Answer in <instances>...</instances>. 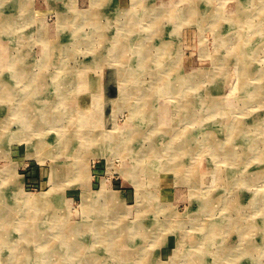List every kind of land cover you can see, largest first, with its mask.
Masks as SVG:
<instances>
[{
	"label": "rangeland",
	"instance_id": "374dc122",
	"mask_svg": "<svg viewBox=\"0 0 264 264\" xmlns=\"http://www.w3.org/2000/svg\"><path fill=\"white\" fill-rule=\"evenodd\" d=\"M4 1H6L7 4L5 6L2 4V8H0V14H7L8 12H11L13 14H17L18 16L22 15L23 17L20 16L21 19L18 18L16 23L13 24L12 26L13 34L9 33V31L11 32V30L9 29L0 28V51H5L6 57L9 60L11 57V60L17 61V64L20 65L18 68L22 69V67H28L27 68L29 69L28 72L32 74H30L29 76L24 73V75L26 76L25 78L24 77L19 78L21 82L19 84L18 81L15 79V77L11 75L12 72L8 70L7 66H5L6 67L5 70L9 72H6L5 70L2 72L0 71V80L1 78H5V80H7L9 84L13 85V87L15 88L14 91H17L16 92L17 94H15V96L18 95L16 99L18 97L21 98V96L24 95L25 100H23V102L21 103V106H23L24 103H26L27 105H30L29 110L32 111L34 118L36 117L35 115H37V117L41 115V112L45 110V107L47 104L49 105L52 104L50 108L54 110L55 115L59 118L57 120V123L54 124L52 128L51 126L49 127V129L44 128V130H42V134L39 132H35V131L31 132L27 129H24V125L22 126L21 123L15 122L14 120H10L11 123L10 122L7 123L6 116L8 115V112L6 111V107L9 106L11 103H12L11 104L12 106L17 105V104L15 101L13 102V99H11V101L10 100L8 101L6 99L4 100V102L0 101V108H1L0 110V129H2L0 130L1 131L0 132V171H3V170L6 171L7 169L11 168V169H14L13 175H15V176L12 175V177L10 175L2 176L0 172V178H1L0 179V185H1L0 186V194H1L0 196H3V195H4L3 197L7 196L10 202H12V205H10L12 208L11 210L15 212L23 213V214L26 212L27 215L30 213V216L31 214L38 213V210L39 212L44 211L41 209H33V210L30 209L26 211L22 210L21 209L22 205L19 202V197L20 196L25 197V195H32V194L36 196L43 195V194H49V195L51 194V197L49 198L53 201V203H51L50 206H48L49 209L47 210L49 212H52V215L48 217V219H46L47 218L46 216L45 221L42 222L43 225H42V228H40L41 231L38 229V232H43L46 230V228L48 229L49 233L48 231H45L47 232L48 235H43L41 238L44 239V241H49V240L56 239V237H62L63 230L65 229V227L68 228L69 226H73L74 224L73 227L79 228L80 224L86 222L85 214L86 212L91 210L90 208L91 202L88 201L87 194L94 195L102 190L115 193V195L117 194V196L115 197L116 201L115 202L113 201L112 205L111 204L108 205L109 209H111L112 211V214H114L115 216L114 217L112 216L111 218H106L103 220V225L105 227L103 226L104 228L102 227V230L105 229L104 231H107L108 229H116L114 231H117L120 229L122 230V228H124L123 226H126L124 229L133 228L134 226L135 227L138 226V224H135V223H137V220L138 218H140V216L143 217L142 215L145 214L146 203L154 202L158 210L155 209L153 216H150L148 214L146 215H147V218L148 217L156 218V220L154 219V221L156 222L157 228H158L157 223H159V228L158 229L156 228L157 230H155L156 233H153L151 240L150 238L149 240L148 239L144 240L143 244L145 245V247L141 248L144 245H140V240H138V237H137L138 231L137 230H135V232L133 231V233L135 234L133 235L132 230L130 229L127 231L126 234L130 235L131 238L128 237L129 239L127 238L128 240L126 239L127 241L125 243L124 242L122 243L121 245L122 248L125 251L132 252V253H135L137 249L141 248L142 250L141 249L140 250L143 251L142 255L144 254V257L141 255H138V257L136 256V258H142V259L145 258V260H149L150 258V260L148 261L149 264L157 263L158 260H160L159 262L161 264H181V263L186 264L185 260H181L179 263L173 262V260H175L174 255L176 254L174 252L181 249L180 242L182 239H181V236L179 237V234H177V231H174V229L172 228L169 229V226H171L172 224L175 226L176 221L177 222L178 221L188 222L187 220L189 216L188 215L189 211L191 209L193 211L196 207H198V204H199L198 201H195L197 200V196L191 194L193 193V191L196 192L197 191L196 189L201 190L202 191L201 194L204 193L203 196H205L206 194H209L210 192L211 193H221L223 197L227 198V202L225 204L221 203L224 206L219 205L220 207L216 208V211L214 212V214L215 215L218 214L217 217L219 216L222 217L227 212L226 208H228V206H230L231 204L236 203L235 204L236 206L238 205L239 207H241L243 210L242 213L243 212L246 213L245 215L247 216L245 220L246 219L253 220L257 223V226H258L257 230L254 231V233L252 234V237L251 238L248 237V239L251 240L250 242L251 244L252 243L257 244L260 248V249L258 248L256 249V250H259L258 252L255 251L257 252V255H256L257 260L260 259L261 261H264V200L255 202L256 196H260L261 194L264 195V176L261 175V174H264V162L259 163V160L258 159H257L258 161L256 160V158L262 153L257 154L258 152H256L255 155H253L254 153L253 154L247 153L248 154V157L246 158L247 160L239 161V156L237 157L234 156L233 158H236L234 160L230 159L229 161V160H223L222 158L221 160L215 161L212 158V154L209 153L211 152V148L208 142L206 144L208 148L207 149L204 148L205 155H203L202 153L201 155L199 153V152H203V150H200V149H199L200 151L199 150L198 151L193 150L192 152L187 151V155H185L184 157L188 159L187 161H189L188 167H187L188 175L190 176L192 174H195L200 177L199 178L200 183L197 184L196 187H194L192 184H191L192 186L190 184L188 185L185 184V186H182L183 184H181L180 186V183L179 182L176 183V181L174 180L173 174L169 172H164L161 176L157 175V177L151 178L149 173L146 174V172H148L147 168L149 167L150 162H151V160H148V159L143 165L144 172L141 176L142 177L141 183H142V186L144 187L143 188L144 193L143 191L140 193V190L138 189L139 183H136L137 181H135V178L131 177L132 176L131 174L133 173V171H136L135 166L137 162L135 161V158H137L136 156L138 155L139 153L138 151L140 150V148L144 147V149L147 148L148 150L152 146L157 145L158 142H160L158 146L167 147L169 145V141L167 137H165V135L162 132L155 134V135L152 134V136H150V134L152 133L150 132V130L151 128L154 127L152 123H150L151 122L150 115L157 113L156 111L159 108H160L159 110H161L164 106H167V107L169 106L170 108L172 107L171 106L172 104L169 102L172 99H169L167 96L164 97V95H162L158 91V88L162 86L160 85L161 83L167 82V79H171V78L174 79L173 77H176L179 75L185 76L191 73L200 74L201 72H202L201 74L203 73L207 74L208 72V73H213L212 78L216 76L214 77V80L212 78L208 80H204L203 81L204 83L203 82L201 83L202 86L201 85H200L201 87L198 86L199 88H201L202 94H204L205 96L207 95V99L210 98L208 96L210 95L211 97L215 98L218 103L222 104L223 102V106H225L223 107L224 109L222 110L217 109V110H212L210 113H204L205 116L203 115V117L204 119L205 118L207 119L205 126H203L204 135L212 132L214 137L216 138L214 139L215 141L220 140L219 142H226L227 144L231 143L232 138L227 139L226 136L228 134L227 131H230L231 124L229 122H231L232 119L236 118L235 119L236 121L238 122L240 121L239 122L240 125L243 124L245 126H248L249 128V131L247 134L248 137L251 138L252 141H258V142L260 141L261 143L259 145L261 147H264V128H263L264 127V100H263L264 98H260V99L254 98V99H251L250 101L248 98L247 100L243 98L245 102L243 103L241 102L242 101L241 97L237 98L240 92L238 88L235 87L236 81L238 77H240V75L239 76L237 75V74H240V71L239 73L236 71L238 69V65L236 64L238 58H235V54H240L242 58L244 57L243 60H248L250 62V63H247V62L244 63V61H242V64H241L242 72L246 68L243 66L247 65L248 67V65L250 64V67L252 69L255 68L254 70L256 71L259 70L260 73H262V76L264 77L263 75L264 74V32H263L264 30H261V28H259L261 27V25L258 24V22H260L258 21L259 17H262L263 15L262 13L264 9L262 8L264 4L260 8L262 10L258 11L259 7L254 9V7H252L253 3L251 2V0H190L191 4L189 0H169L170 2L169 4L172 6V7L170 6V9H172L173 11H178V10L184 11L185 12L184 16L186 17H184V19H175V18H168L165 16V18L162 19L161 21V26H160L161 29L159 28L158 30L157 29L155 30L154 28L153 35L151 34L152 31L151 32L149 31L151 29L150 27H148L147 29L148 31L147 30L142 31L141 36H143L142 39L144 40V42L145 41L147 42L148 39H150L148 45L145 48L148 49V47L150 48V46H152L151 50L155 54L156 47L159 46L161 49L160 58L162 59V61H163V58H165L166 56L169 57V59L167 63L163 62V64L162 63L161 64H158V63L148 64L149 66L150 65L151 66L149 68V71L147 72L145 70H140L141 72L139 70L137 71L141 77L145 76L144 73L148 75L144 79L145 81L142 82L143 79L140 80L141 83H144V84L146 83L147 85L143 86L144 88L142 87L143 89L145 88L146 89L143 92V94L142 93L139 94L140 97L137 94H135L133 96L131 95L132 98L130 99V98H127L126 96H124L123 98L119 97L120 91L122 92L121 87L114 86L113 89H107L106 84H110L109 79L113 76L112 75L113 72L114 73H118V72L115 70L113 72L108 70V68L110 67L108 63L110 62L111 58L108 60V57H107L101 60L100 56H97L96 55L97 53H95V52H99V50H101L102 48L100 46L102 42H99L98 38L95 36L97 34L96 32L97 30L94 29V26L86 25V23H85L86 26L79 27V25H76L73 22V17L76 14H77L76 17H78V15L81 14V11H87V12L90 11L94 5V2H96V0H28V1L20 0V2L22 3L20 6H18L17 9L15 6L14 0H0V3ZM97 1H100V0H97ZM101 1H105L107 3L106 6H104V8L102 9V13L100 14L101 15L100 19L102 20V24L108 26L109 24H111L109 23V21H111L113 24L111 28L106 29L107 32L109 31L110 33L109 41H111L113 37L112 35H115L116 33L115 29L117 28L115 26L119 24V23L116 24L113 22V20L115 19L114 16L116 17L120 15L119 17H121L122 14L125 13L127 9L132 8L133 0H126L125 6H121V7L111 4L116 0H101ZM10 2L14 3L13 6H12V3ZM139 8L140 7L138 5L136 9L139 10ZM190 8H193V12L188 13L187 11L190 10ZM217 8H223V9L222 11L218 13L216 11ZM115 9L118 10V13L117 14L111 13V12H114ZM95 11H96L95 8L91 10V13H89L91 14L89 18H91L92 16L93 18L96 17V15L94 14L96 13ZM97 11L99 10L97 9ZM234 12L236 14L235 16L236 18H233V17L229 18L228 16H226L227 14L231 15ZM256 12H259L260 14V15L258 14L259 17L258 15L256 16L254 15ZM238 13H242V14L251 13V15L249 14L250 15L249 17H251L250 19L254 21L253 24H255L254 27L256 29L253 27L252 31L246 30V31H241L240 34L238 33L239 38L244 36L246 38H249L250 40L244 41V43H239V45L243 44L244 48H241V49L239 48V50L237 51L236 45H237L238 39H236V35H235V38L232 37L231 40H228L227 42L225 41L226 39L224 38V36L228 37L230 35V33H228L230 29L233 28V30H236V29L238 30L239 28H241L239 27L240 24L243 25V22L239 21L241 20V18H240V15H238ZM64 16H67V17L70 16L69 17L70 20L68 21L65 20L66 22L61 20V18L62 17L64 18ZM226 17H228V19ZM263 18L264 17H262V20H264ZM232 19L234 21H231ZM220 21L223 23L221 24ZM71 22H73V24ZM231 25L233 26L231 27ZM0 27L2 26L0 25ZM247 27H248L247 25H244L242 29H247ZM225 32H226V35H223L225 34ZM39 33H42V34L38 38ZM80 35L87 36L90 39L91 45L89 46L88 44V46L84 47L83 39H82L84 37L83 36L81 37ZM232 35L234 36L233 32L231 36ZM95 37L97 39L95 40L96 42L94 41ZM39 43L44 44L45 47H50L51 48L50 54L52 53L53 50L56 52H59V51L62 52L61 50H63L64 48L61 49V46L66 45V44L70 45V47L66 46L64 51H66L65 53H71L70 55L71 58L66 57L65 59L62 56L60 57V54H58L57 58L54 57L55 60L49 61L50 67L42 68L43 70L42 72L45 74H48V78L45 79L46 81L44 82L50 81V84H52L49 86L50 89L52 90H49V91H48V86H44L40 88H37L36 86L27 87L26 84L24 83L26 81H30V80H34L38 78V76H34L35 74L33 75V73H40L39 69L37 68V64L41 61L42 58L36 59V60L34 59L40 47V46L36 47V45ZM106 44L108 43L105 42V45ZM68 48L70 51L69 50L67 51ZM162 48H164V51H165L164 56L162 53ZM241 52H243V54H241ZM132 55L133 53L130 52L129 58L134 56ZM222 57H223L222 62L219 64V60H221ZM58 61H63V63L66 65L65 66L66 68L60 69L58 67L59 69L58 68L56 69L55 65L51 64L52 62H58ZM224 61H226V63ZM135 62L136 63H133L135 64L134 66H141L140 63H137V61ZM169 65L170 67H168ZM68 66L69 68H67ZM130 66L124 65L123 67L125 68V71H121V73H123L124 75H131L132 72L129 70ZM65 69H68L66 71L70 70L73 72H76V69L77 70L81 69L80 75L83 78V80L86 81L85 85L86 86L88 85V86L86 87L84 85L85 89L83 90L82 89L80 90L77 89L74 91L69 90L68 91L69 93L66 91V94L62 93L61 95L59 93V96H57L58 92L54 91V88H55L54 82H55V79H58L61 76L60 75L58 76V74L56 73L58 70H65ZM104 69H107V70L104 71ZM110 69H112V67ZM150 71H153L154 73H157V74L160 72L162 78L155 79L156 76L152 77L150 75V73L152 72ZM228 71H231V73H229ZM70 75L71 74L67 72L65 77H68ZM116 76H119V74H117ZM244 76L247 77L248 75L245 74L243 75V77ZM217 77L219 78L215 80ZM220 78L222 79V81ZM152 79L156 82H154ZM230 79H232V81H230ZM227 80L229 81L227 82ZM117 83L118 82H116V84ZM193 85L196 86V83H193ZM9 89H11V87ZM122 89H129V84L128 85L125 84V86L122 87ZM185 89L191 90L188 87ZM185 89L183 87L181 91H184ZM194 90H195L194 96H196L197 88L194 87ZM247 91L248 90H246V93ZM100 92L103 94V95L101 94V98L93 99V96L95 97V93H100ZM117 92L119 93V96ZM145 93L149 96H146ZM143 95L144 97L142 99L141 97ZM1 96L4 97V95L0 93V97ZM102 96H103V99H102ZM228 96L230 99L228 98ZM234 97L235 99H233ZM113 98L115 102H113L112 104ZM145 98H147V100H145ZM6 101L8 103H6ZM228 102H229V105H228ZM146 104L148 108L147 106H145ZM227 105L228 106L231 105L229 110L226 108L228 107ZM50 108L46 110H49ZM95 108H98V110L101 109V111L106 110L105 113L104 111L103 113L96 111L95 114H93L94 119L98 120V125L101 128L104 127V130L101 131V135L99 137V139L103 142L101 143L100 141L98 142V139L96 138L95 143L94 142L91 143L90 142L91 139H90L88 142H86L85 147L80 148L79 146H77L78 141H81L78 138L77 140H73L69 144V146H71L70 147L71 149L67 151V148H66V151L65 149L59 151V148H57V145H56L57 140L55 141V139L60 138L64 130L66 132L68 130H71V133H73L74 132L73 129L77 128V124L75 122H77L80 116H82V113H83L82 111L89 110V109L96 110ZM139 108L142 109V111L136 112V110ZM248 112L249 114H247ZM32 120H35V119H32ZM196 120L197 121L195 122V124L192 122H187L186 124L182 122L181 124H178L177 126H175L176 124L175 123L173 124L172 122L171 125L168 124V126L170 125V127H167V130L173 129L174 131L176 130V132H181V130L184 131L185 129H187L188 131H190L189 129L193 128L199 131V127H201V125L198 123V116ZM153 122H155V119L153 120ZM261 129H263V131ZM117 130L119 132H122V131L129 132L130 130L137 132L138 130V132L135 133L133 138H131L132 139L131 143L130 142L120 143V142H115V141L108 142L109 137L113 135L114 132H117ZM152 130H154V128ZM29 132L30 134H28ZM147 132H150V134H148V136H150L149 139L145 137L147 135L146 134ZM141 134L143 136H141ZM107 137L108 139H106ZM224 138H226L227 140ZM54 142L56 143L53 145ZM42 143L44 147H42ZM35 145L37 146L41 145L39 146L41 147V149H39ZM149 145L150 147H148ZM238 147H239L237 148L238 150L245 148V146H242V145L241 146L238 145ZM39 152L41 153V155ZM74 152L75 154L79 152L81 157L79 158L78 161L82 164V166L85 165L84 166L85 171L87 170L86 173H84L85 171H83L84 174L83 173L77 174V172H75V166H76L75 163L77 160L73 157ZM43 153H47V154L43 155ZM5 155L7 156L8 159L6 158ZM55 158L57 159V165L61 164L64 166V177L60 181H58V182H61L62 187H60L61 186L60 184L56 185L54 181L52 180V176L54 173L53 168H54ZM51 161L53 162V167H52ZM14 163L16 166L14 165ZM185 171H186V168H185ZM214 172H216V175H214L215 174ZM253 172L254 174H252ZM166 173H169V174H166ZM249 173L250 175H248ZM255 175H258V176L255 177ZM220 180L221 181L223 180L222 181L223 183L220 182ZM238 181L239 183H237ZM174 183H176V185ZM135 184H137V186ZM213 184L215 185L216 188L214 187ZM228 189H229V192H228ZM203 191H207V192L205 193ZM5 192H7L8 194ZM198 193L200 194V191ZM142 195L144 197H142ZM83 196H84V199H83ZM164 197L165 199H163ZM229 200L230 202H228ZM15 205H18V206L15 207ZM105 205H106L105 203L98 204V206L96 207L98 209L97 213H99V215H101L100 211L102 212L104 211L103 209L108 207L107 205L106 206ZM10 206H7L8 209L10 208ZM196 214H198L197 215L198 220L195 222V224L200 223V221H202V223L206 222V220L208 219V215L207 216L204 215L203 212L200 214L199 213H196ZM94 215H96V213ZM16 217L19 218L18 216ZM147 221L149 222V220ZM51 223H53L52 225L54 227L53 226L46 227L47 224L50 226ZM121 224L123 225L121 226ZM191 225H192L191 222H189V224L187 223V226L183 228L186 234H189L188 241L196 240V239L204 240L205 235L203 231L200 230L201 228L198 226H191ZM26 227L29 228L27 231L29 233H32L31 227L29 226H26ZM85 228H88V227L85 226ZM88 230L78 229L76 230L77 232L76 231L74 232V237H76L78 241H81V239L85 238V240H87L85 244L88 243L87 245L94 247V249L96 248L95 250L97 251H101V250L104 251L105 249L103 247L105 246V244L101 241L94 242V238H91L93 233L90 235ZM1 232L4 233V230L2 229L0 231V234ZM34 232L38 233L37 230H34ZM28 238L30 240H33L31 236L28 237L26 235L24 236L22 241L24 243H26V241L29 242L30 240ZM110 238L106 240L105 242L106 244H110V242H112ZM157 239L159 241L158 244L155 243L157 242ZM246 242L248 244V240ZM100 245L102 247H100ZM204 246L205 244H202L199 247L201 248ZM28 247L31 249V252L33 250L31 255H30L31 252L29 253L32 259H30L28 264H33L37 261H38L37 263H39L41 260H43L41 256L43 255V253L46 255V258L43 260L44 261L43 264H47V263L57 264L59 262L60 264H72L73 263V261H70V260L67 261L63 259V256L62 258H59V257L55 258L56 256L48 257V255L46 254L47 250L42 251V249H45V247L47 249L51 248L52 244L50 245L47 243L44 246V248L36 244L29 245ZM61 253L62 252L60 251V254ZM241 253L244 254L245 251H238L237 254H241ZM40 256H41V259H40ZM34 258L36 259L33 260ZM45 261L47 263H45ZM198 261L199 262L197 264H218V262L215 261V259L212 257V254L209 255V253L205 254L204 257L202 259H199ZM75 263L79 264L77 261H75ZM117 264L119 263L117 262ZM143 264H145V262ZM225 264H229V262H225ZM232 264H235V263L233 262ZM236 264H249V263L246 260H244Z\"/></svg>",
	"mask_w": 264,
	"mask_h": 264
},
{
	"label": "bare ground",
	"instance_id": "6f19581e",
	"mask_svg": "<svg viewBox=\"0 0 264 264\" xmlns=\"http://www.w3.org/2000/svg\"><path fill=\"white\" fill-rule=\"evenodd\" d=\"M263 1L264 0H251V2L253 3L252 7H254V9L259 7L258 11H261L262 9H264ZM96 2H97V0H96ZM189 2H190V0H189ZM10 3H12V6L15 3V6L17 9L18 6H20L22 2H20V0H14V3L13 2H10ZM169 3H170L169 0H162V1H158V0H133L132 1V4H133L132 8L127 9L126 12L123 14L120 13V14H122L121 17H119L120 15L115 17L114 22L116 24L119 23L118 25L115 26L117 28V29H115L116 33H115V35H112L113 37H112L111 41H109L107 39L105 40V42H109L110 44L111 43L112 44H111V46H108L109 51L105 52L106 53L105 55H101L100 59L103 60V59L108 57V60H109L111 58L110 62L108 63L110 65L108 70L112 71V72L115 70L118 73L113 72V74H112L113 76L109 79V83L111 85L106 84V86H107V89H113L114 86L121 87L122 92L120 91V96H119V93L117 92L119 97L123 98L124 96H126L127 98L131 99L132 98L131 95L133 96V95L137 94L139 96L140 93L143 94V92L146 89V88L143 89L144 88L143 86H145L147 84L141 83L140 80L143 79L142 82L145 81L144 79L148 75H146V73H144L145 76L141 77L137 71L138 70L139 71L145 70L146 72L149 71V68L151 65L149 66L148 64H152V63H158V64L162 63L163 64V62L167 63L169 57L166 56L165 58H163V61H162V59L160 58L161 49L159 46H157V44H156L157 47L155 50V54L151 50L152 46H150V48L148 47V49L145 48L148 45L150 39H148L147 42L146 41L144 42V40L142 39L143 36H141L142 35L141 33L143 30L145 31L148 29V27H150L152 30L150 29L149 31L150 32L152 31L151 34L153 35V29L155 28V30L156 29L158 30L160 28L161 21H162V19L165 18V16L168 18H175V19H184V17H186V16H184V14H185L184 11H181V10L180 11L179 10L173 11L172 9H170L171 5ZM2 4L5 6L7 4V2L4 1V2L0 3V8H2ZM190 4H191V2H190ZM138 5L140 7L139 10L136 9V7H138ZM241 6H243V5H241ZM261 6H263L262 9H260ZM222 9L223 8H217L216 11L219 13L220 11H222ZM91 10L88 12L87 11H81V14H79L78 17H76V15H77L76 14L73 17L74 24H78L80 21H82V23L85 24L86 23L85 21L89 20V16L91 15L89 13H91ZM20 11H21V9H20ZM123 11H125V10H123ZM187 12L188 13L193 12V8H190V10H188ZM22 14H24V13H22ZM249 14L251 15V13H249ZM249 14L238 13V15H240V18H241V20H239V21L243 22V25L239 23L240 24L239 27H241V28H239L238 30L237 29L233 30V28H232L228 31V33H230V35L228 34L229 35L228 37L224 36V38L226 39L225 41L227 42L228 40H231L232 37L235 38V35H236V39H238L237 45L235 44L237 51L239 50V48L240 49L244 48V45L243 44L239 45V43H244V41L250 40L249 38H246L244 36L239 38L238 33L240 34L241 31H246V30L252 31L253 30L252 28L255 25V24H253L254 21H252L250 19L251 17H249L250 16ZM258 14H259V12H256L254 15L256 16ZM262 14H263L262 17H264V11ZM259 15H258V17H259ZM20 16L23 17L22 15H20ZM20 16H18L17 14H13L11 12H8L7 14H0V25L2 26L0 28L9 29V30H11V32L9 31V33L13 34L12 26H13V24L16 23L17 19L20 18ZM152 16H154V17H152ZM226 16H228L229 18L230 17L236 18L235 12L232 13L231 15L227 14ZM69 17L70 16H68V17L64 16V18L62 17L61 20L66 22V21L70 20ZM228 17H226V18L228 19ZM262 17H259L258 21H260V22H258V24L261 25V27H259V28H261V30H264V20H262ZM79 19H80V21H79ZM150 19H152V20H150ZM224 20H226V19H224ZM231 21H234V20L232 19ZM73 22H71V23L73 24ZM238 22H237V24H238ZM222 23L223 22H221V24ZM218 24H219V22H218ZM94 25H96V24H94ZM244 25H247L249 28L247 27V29H242V27H244ZM232 26L233 25H231V27ZM139 29H140V31H139ZM257 30H255V31H257ZM101 31H102V29H101ZM232 32L234 33V36L233 35L231 36ZM158 33H159V31H158ZM41 34L42 33H39L38 38H39V36H41ZM223 35H226V32ZM82 39H83V45H84V43H86L87 45L89 44V46L91 45V42H90L88 37H84ZM95 39H96V37H95ZM102 39H104V38L102 37ZM100 42H102V41L100 40ZM225 46H227V45H225ZM61 49H63V47H61ZM50 51H51L50 47H45L44 52L46 54L45 58H47V59H45L41 65H39V66L37 65V68L39 69L40 73H33V75L35 74L34 76H38V78L24 82L27 87L36 86L37 88H40L42 85H44V86H48V91H49V88H50L49 86L52 84H50V81L44 82V81H46L45 79L48 78V74L43 73L42 68L50 67L49 61L54 60V59H52V56L49 55ZM130 52L133 53L134 56L133 55L132 56L134 58L133 57L129 58ZM162 53L164 56V54H165L164 48H162ZM229 53H230V51H229ZM241 54H243V52H241ZM223 57L221 58V60H219V64L222 62ZM235 58H238V60L236 62V64L238 65V69L236 71L238 73L240 71V74H237L238 76L240 75V77H238V79L236 81V86H235L236 88H238V90L240 92L239 96H237V98L241 97L242 98L241 102H243V103H245L243 98H245L246 100L248 98L249 101L251 99H254V98H257V99L258 98L259 99L264 98V79H263L264 77L262 76V73H260L259 70H257V71L254 70L255 68L252 69L250 67V64L248 65V67H247V65H244L243 67H246V68L245 69L243 68L244 70L242 72V69H241L242 68L241 67L242 61H244V63L245 62L250 63V62L248 60H243L244 57L242 58L240 54H235ZM135 61H137V63H140L141 66H134L135 64H133V63H136ZM224 62L226 63V61H224ZM227 62H229V61H227ZM51 64L55 65L56 69L58 67L60 69L66 68L65 67L66 65L63 63V61L52 62ZM124 65H129V66L131 65L129 68V70L132 72L131 75H124L123 73H121V71H125V68L123 67ZM136 65H138V64H136ZM226 65H228V64H226ZM5 66H7L8 70L12 72L11 75H13L15 77V79L18 81L19 84L21 83L19 78H22V77L25 78V76H26V75H24V73L29 75V76H30V74H32V73L28 72L29 71V69H27L28 67H22V69L18 68L20 65L17 64V61L11 60V57L9 60L6 57V52L0 51V71L1 72L5 70V68H6ZM111 67H112V69H110ZM168 67H170V65ZM67 68H69V66ZM221 69H222V67H221ZM66 70H68V69L58 70L56 74H58V76L60 75L61 77H59L58 79L54 78L55 79L54 91L58 92L57 96H59V93L61 95H62V93L66 94V91L68 92L69 90L74 91L77 89H79V90L85 89L84 85H85L86 81H84L80 75L81 69L80 70L76 69V72H73L70 70L66 71ZM9 71H6V72H9ZM232 71H233V69H232ZM67 72H69V74H71V75L68 77H65ZM150 72H152V73H150V75L152 77L156 76L155 79L162 78L160 72L158 74L154 73L153 71H150ZM162 72H163V70H162ZM228 72L231 73V71H228ZM142 73H143V71H142ZM201 73L200 74L191 73V74L185 75V76H183V75L181 76L178 74L179 76L173 77L174 79H172V78L167 79V82L160 84L162 86H160L158 88V91L162 95H164V97L167 96L169 99H172L171 101H169L172 104L171 105L172 107L170 108L169 106L168 107L164 106L161 110H159L160 109L159 108L156 111L157 113L150 115L151 116L150 117V119H151L150 123H152V125L154 126L153 127L154 130H152L153 128H151L150 132H152V133L150 134V132H147L146 133L147 135L145 137L147 139H149V137L152 136V134L155 135V134L162 132L165 135V137H167V139L169 141V145L167 147L158 146V144L160 143V142H158L157 145H154L151 148H149L150 150L149 149L147 150V148L144 149V147H142L138 151L139 153L136 156L137 158H135V161L137 162L136 166H135L136 171H133V173L131 174L132 175L131 177L135 178V181H137L136 183H139L138 189L140 190V193L142 191L144 193V189H143L144 187L142 186V183H141L142 182L141 176L144 172V166L143 165L145 164L147 159L151 160V162H150L149 167L147 168L148 172H146V171L145 172H146V174L149 173L151 178L157 177V175L161 176L164 172H169V173L173 174L174 180L176 181V183L179 182L180 186H181V184H183L182 186H185V184H187V185L192 184L194 187H196L197 184L200 183V179H199L200 177L195 175V174H192L190 176L188 175V168L187 167H188L189 161H187L188 159H186L184 156L187 155V151L192 152L193 150L198 151L199 149L203 150V152H199V153L200 154L202 153L203 155H205L204 150L208 148V146H206L207 142L211 148V152H209V153L212 154V158L215 161L221 160L222 158H223V160H229V161H230V159L234 160V159H236V158H233L234 156H236V157L239 156V161L240 160H247L246 159L248 157L247 153H249V154L254 153L253 155H255L256 152H258L257 154H260V153H262V154L259 156L256 155V156H258L256 158V160L258 159L259 163L264 162V149H263L264 147H261L259 145L261 142L260 141L259 142L258 141H252L251 138H249L247 135L248 131H249L248 126H245L243 124L240 125V123H239L240 121L239 122L236 121L235 120L236 118L232 119L231 122H229L231 124L230 125V131H227L228 134L226 136L227 139L232 138L231 143L228 142L229 144H227L226 142H219L220 140L215 141L214 139H216V138L214 137L212 132L209 134H205V135L203 134V131H204L203 126H205L206 121H207V119L206 118L204 119V117H203L204 113H210L212 110H217V109L222 110V109H224L223 107H225V106H223V102H222V104L218 103L217 100L215 98L211 97L210 95H208L210 98L207 99V95L205 96L204 94H202V90L198 86H200L204 80L211 79L213 76V73H208V72H207V74L206 73L201 74ZM117 74H119V76H116ZM169 74H167V75H169ZM245 74H247L248 76L243 77V75H245ZM164 75H166V74H164ZM164 75H163V77H164ZM214 77H216V76H214ZM214 77L212 78L213 80H214ZM92 78H90V79H92ZM218 78L219 77H217L215 80H217ZM221 81H222V79H221ZM228 81L229 80H227V82ZM230 81H232V79H230ZM116 82H118V83L116 84ZM124 82L126 85L129 84V89H122V87L125 86ZM154 82H156V81H154ZM193 83H196V86H194ZM216 83H217V81H216ZM122 85H124V86H122ZM154 86H155V84H154ZM10 87H11V89H9ZM183 87H184V89L188 87L191 90L185 89L184 91H181L183 89ZM194 87L197 88V95L196 96H194L195 95L194 94L195 93ZM14 89L15 88L13 87V85L9 84V82L7 80H5V78H1V80H0V93L3 94L4 97L1 96L2 98L0 97V101L4 102L5 99L8 101L9 100L11 101V99H13V102L15 101L17 104V105L12 106L11 105L12 103L10 102L11 104L6 107V111L8 112V115L6 116V122L7 123H9L10 120H14L15 122L21 123L22 126L24 125V129H27L31 132L32 131L39 132L41 134H42V130H44V128L49 129L50 126L52 128L54 126V124L57 123V120L59 118L55 115L54 110H52L50 108L52 106V104L51 105L47 104L45 107V110H43L41 112V115H39L38 117H37V115H35L36 117L34 118L32 111L29 110L30 105H27L26 103H24V105L21 106V103L23 102V100H25L24 95H22L21 98L18 97L16 99V97L18 95L15 96V94H17L16 93L17 91H14ZM246 90H248L247 93H246ZM101 94H102L101 92L95 93V97L93 96V99L94 98L100 99ZM228 95H229V93H228ZM232 95H234V94H232ZM146 96H149V95L146 94ZM143 97H144V95L141 98L143 99ZM59 98H58V100H59ZM228 98H229V96H228ZM102 99H103V96H102ZM233 99H235V97ZM145 100H147V98H145ZM99 101H97V102H99ZM25 102H27V101H25ZM113 102H115L114 98L112 100V104H113ZM6 103H8V102L6 101ZM147 104H148V102H147ZM147 104L145 106H147ZM231 104H232V102H231ZM228 105H229V102H228ZM238 105H240V104H238ZM100 106H102V105H100ZM230 107H231V105L226 107V108L229 110ZM48 108H50V109L46 110ZM147 108H148V106H147ZM226 108H225V110H226ZM252 108H254V107H252ZM95 109L96 110L89 109V110L82 111L83 113H82V116H80V118L78 119V121H77L78 123L75 122L77 124V128L73 129L74 132L71 133V130H68L67 132L64 130L62 132V135L60 136V138L55 139V141L57 140L56 145H57V148H59V151L64 150V149L66 151V148H67V151L69 149H71L70 148L71 146H69V144L73 140H77L78 138H79V140H81V141H78V143H77V146H79L80 148L85 147L86 142H88L90 139H91L90 140L91 143H93V142L95 143L96 138L98 139V142L99 141H100V143L103 142L99 139V137L101 135V131L104 130V127L102 126L103 128H101L98 125V120L94 119L93 114H95L96 111L101 112V113H103V111H104V113H105L106 110L101 111V109L100 110H98V108H95ZM0 110H1V108H0ZM259 110H261V109H259ZM140 111H142V109H140V108L136 110V112H140ZM226 113H228V112H226ZM247 114H249V112ZM197 116H198V123L201 125V127H199V131L197 129H193V128H190L189 129L190 131L185 129L184 131L181 130V132H176V130L174 131L173 129L167 130V127H170L172 122H173V124L174 123L176 124L175 126H177L178 124H181L182 122L185 124L187 122H192L195 124V122L197 121L196 120ZM137 118H139V117H137ZM175 118H176L177 122H176ZM32 119H35V120H32ZM154 119H155V122H153ZM208 119H209V117H208ZM99 123H100V121H99ZM168 124H170V125L168 126ZM212 125H213V123H212ZM221 127H223V126H221ZM216 129H214V130H216ZM0 130H2V129H0ZM261 130L263 131V129H261ZM141 131H142V129H141ZM137 132H138V130H137ZM137 132L136 131L134 132L131 130L129 132H125V131L119 132L117 130V132H114V134L109 137L108 142H114L115 141V142H120V143H128V142L131 143V141H132L131 138H133V136ZM198 132H199V134H198ZM139 133H140V131H139ZM20 134H22V133H20ZM28 134H30V132ZM148 134H150V136H148ZM141 136H143V135L141 134ZM7 137H9V136H7ZM29 138H31V137H29ZM212 138H213V140H212ZM226 138H224V139H226ZM106 139H108V137ZM143 139H145V138H143ZM3 142H5V141H3ZM55 143L56 142H54L53 145ZM238 145L239 146H241V145L245 146V148L238 150L237 149V148H239ZM35 146L38 147L39 149H41V147H39L41 145H39V146L35 145ZM165 146H166V144H165ZM42 147H44L43 143H42ZM148 147H150V145ZM33 148H35V147H33ZM44 154H47V153H43V155ZM40 155H41V153H40ZM73 157L77 160L75 163L76 164L75 172H77V174H80V173L82 174L83 171H85V167H84L85 165L82 166V164L78 161L79 158L81 157L79 152L76 154L74 152ZM207 157H208V155H207ZM6 158H7V156H6ZM152 160H153V162H152ZM14 165H15V163H14ZM60 165H57V159L55 158L54 168H53L54 173L52 176V180L54 181V183L56 185H58V184L61 185V182H58V181H60L64 177V166L63 165L60 166ZM52 167H53V162H52ZM151 167H153V168H151ZM185 168H186V171H185ZM190 170H191V168H190ZM86 171L84 173H86ZM0 172H1L2 176L3 175L4 176L10 175L12 177V175L14 173V169L9 168L6 171L3 170ZM169 173H166V174H169ZM214 173H215L214 175H216V172H214ZM252 174H254V172ZM248 175H250V173ZM261 175L264 176V174H261ZM13 176H15V175H13ZM175 176H176V178H175ZM256 176H258V175H255V177ZM218 179H220V178H218ZM260 180H262V179H260ZM222 181L220 180V182H222ZM176 183H174V184L176 185ZM237 183H239V181ZM135 185L137 186V184H135ZM250 185H252V184H250ZM60 187H62V185ZM214 187H215V185H214ZM192 189H193V187H192ZM59 190H60V188H59ZM196 190L198 192L200 191V194L197 191L196 192L193 191V193H191V194L197 196V200H195V201H198L199 204H198V207H196L193 211H192V209L189 211V213H188L189 216H188V220H187L188 222H185V221H183V222L178 221L177 222L176 221L175 226L173 224L171 226H169V229L172 228V229H174V231H177V234H179V237L181 236V239H182L181 242L179 241L181 243L180 244L181 249L174 252L176 254L174 255L175 260H173V262L179 263L181 260H185L186 264H197L199 262L198 261L199 259H202L205 254L209 253V255L212 254V257L215 259V261L218 262V264H225V262H229V264L230 263L232 264L234 262L236 264V263H240L244 260H246L249 264H264V261H261L260 259L257 260V257H256L257 252L259 251L256 249L257 248L260 249L259 246L257 244H253V243L251 244L250 243L251 240L248 239V237L251 238L254 231L257 230V227H258L257 223L253 220H247V219L245 220V218H247V216L245 215L246 213H244V212L242 213V211H243L242 208L239 207L238 205L236 206L235 205L236 203L231 204L230 206H228V208H226L227 212L225 213V215H223L222 217H220V216L217 217L218 214L217 215L214 214V212L216 211V208L217 207L219 208L220 206H224L221 203L225 204L227 202V198L223 197L221 195V193H211V192L210 193L208 192L209 194H206L205 196H203L204 193L201 194L202 193L201 190H198V189H196ZM207 191H209V190H207ZM207 191H203V192L206 193ZM228 192H229V189H228ZM5 193H7V192H5ZM3 196H0V231L2 229L4 230V233L1 232V234H0V264H28L30 259H32L30 255L33 252V250L31 252V249L28 246L32 245V244H36V245H39V246L44 248V246L47 243L50 245L52 244V247L47 249L46 248L47 246H46L45 249H42V251L47 250L46 254L48 255V257L49 256H51V257L56 256L55 258H57V257L62 258V256H63V259H65L67 261H69V260L73 261L72 264H77V263H75V261H77L79 264H117V262L119 264H143L144 262H145V264H149L148 261L150 260V258H149V260H145V258L144 259L136 258V256L138 257V255H141L144 257V254L142 255L143 251H141L142 250L141 248L145 247V245L143 244V241L146 239L149 240V238L151 240L153 233H156L155 230H157L159 228V223H157L158 224V228H157L156 222L154 221V219L156 220V218L155 217L154 218H151V217L147 218V215H146V214H148L150 216H153L155 209H157L156 204L154 202L146 203L145 214L142 215L143 217L140 216V218H138V220H137V223H135V224H138V226H136V227L134 226L133 228H126V229H124L126 226H123L124 228H122V230L119 228L120 230H117V231H114L116 229H108L107 231H104L105 229L102 230V227L104 226L103 220L106 218H111L112 216L113 217L115 216L114 214H112V211H111V209H109L108 205H110V204L112 205L113 201L114 202L116 201L115 197L117 196V194L115 195V193H111V192H108L106 190H102V191H100L94 195L93 194H89V195L87 194L88 201L91 202V205H90L91 207L89 206L91 208V210L86 212V214H85L86 222L80 224L79 228L73 227L74 224H73V226H69L68 228L65 227V229L63 230V236L62 237H56V239L49 240L50 241L49 242V241H44V239L41 238L43 235H48L47 232H45V231H48V229L46 228V230L43 231L44 233L38 232V229L40 230V228H42V225H43L42 222L45 221V217L47 216L46 219H48V217H50L52 215V212H49L47 210V209H49L48 206H50V204L53 203V201L49 198V197H51V194L50 195L49 194H43V195H38V196L32 194V195H25V197H22V196L19 197V202L22 205L21 206L22 210L26 211V210H30V209H32V210L33 209H41V210L45 211V212L44 211L39 212V210H38V213L31 214V216H30V213L27 215L26 212L23 214V213H19V212H15V211L11 210L12 208L10 205H12V202H10V200L8 199V197L6 195H5L6 197H3ZM142 197H144V196L142 195ZM237 198H238V196H237ZM83 199H84V196H83ZM163 199H165V197ZM261 200H264L263 194H261L260 196H256L255 202L256 201L258 202ZM228 202H230V200ZM104 203L108 207L103 209L104 211H102V212L99 210L101 213V215H99V213H97L98 209L96 207L98 206V204H104ZM18 205H15V207ZM84 205H86V204H84ZM87 205H88V203H87ZM141 205H142V203H141ZM7 206H10V208L8 209ZM255 206H257V205H255ZM141 208H143V207H141ZM94 212L96 213V215H94L95 214ZM202 212L204 213V215H206V216L208 215V219L206 220V222L202 223V221H200V223L197 222L198 224H195V222L198 220V216H197L198 214H196V213L200 214ZM116 215H118V214H116ZM16 216H18L19 218H17ZM147 220H149V222ZM178 220H179V218H178ZM189 222H191V224H192L191 226H198L201 228L200 230H202L204 235H205L204 240L196 239V240L188 241L189 240V236H188L189 234H186V232L183 230V228H185L187 226V223L189 224ZM48 224L46 225V227H52L53 226L52 225L53 223H51L50 226ZM122 225L123 224H121V226ZM26 226L31 227L32 233H29L27 231L29 228H27ZM85 226H87L88 228H85ZM55 228H56V226H55ZM62 228H63V226H62ZM78 229H80V230L81 229L82 230H88L89 229L88 232L90 233V235L93 233L92 236H94V237L91 236V238H94V242H99V241L103 242L105 244V246L103 247L105 250L104 251H102V250L97 251V250H95L96 248L94 249V247L87 245L88 243L85 244V242L87 241V240H85V238L81 239V241H78L76 239V237H74V232ZM130 229L132 230V233H133V231L135 232V230L138 231L137 237H138V240H140V245H144L140 248L141 250L137 249V251L135 253L125 251L121 246L123 242L125 243L129 239L128 237H130V235H128L126 233ZM34 230H37L38 233H35ZM48 233H49V231H48ZM59 234H57V235H59ZM26 235L28 237L31 236V238L33 240H30L28 238L30 241L29 242L26 241V243H24L22 241V239ZM133 235H135V234L133 233ZM67 236L69 237V239ZM102 236H104V237H102ZM106 237H108V238L111 237L110 240H112V242H110V244L105 243L106 240L108 239ZM247 240H248V244L246 242ZM31 241H32V243H31ZM158 242L159 241L157 239V242H155V243L158 244ZM202 244H205V246L200 248L199 246ZM65 246H66V248H65ZM100 247H102V246L100 245ZM128 247H129V245H128ZM151 249H153V248H151ZM60 251L62 252L61 254H60ZM238 251H245V253L244 254H242V253L237 254ZM255 251H257V252H255ZM29 253H30V255H29ZM44 255H45L44 253H43V255H41L43 260L46 258V255H45V257H44ZM41 256H40V259H41ZM33 257H35V256H33ZM35 259L36 258H34L33 260H35ZM43 260H41V261L39 260L40 261L39 263H37L38 262L37 261L33 264H36V263L37 264H43V262H44ZM159 261L160 260H158L157 263H153V264H161ZM45 263H47V262L45 261ZM57 264H60V262Z\"/></svg>",
	"mask_w": 264,
	"mask_h": 264
},
{
	"label": "crops",
	"instance_id": "0c3cea01",
	"mask_svg": "<svg viewBox=\"0 0 264 264\" xmlns=\"http://www.w3.org/2000/svg\"><path fill=\"white\" fill-rule=\"evenodd\" d=\"M158 1H162V0H158ZM106 2L105 1H97V2H94V7H92V9L93 8H95V12L96 13H94L95 15H96V17H94L93 18V16L91 17V18H89L90 20H86L85 22H86V25H91V26H94V29L95 30H97L96 32H97V34L95 35L97 38H98V41L100 42V40L102 41V44L100 45L102 48H101V50H99V52H95V53H97L96 55L97 56H101V55H105L106 53L105 52H108L109 51V49H108V46H111V44L109 43V42H107L108 44H106L105 45V40L107 39V40H109V38H110V33H109V31L107 32V30L106 29H109V28H111L112 27V22L111 21H109V23H111V24H109L108 22V26L107 25H104V24H102V20L100 19V14L102 13V9L104 8V6H106ZM112 5H117V6H125V4H126V0H116V1H114L113 3H111ZM97 9L99 10V11H97ZM121 9V8H120ZM111 13H115V14H117L118 13V10L117 9H115L114 10V12H111ZM98 15V16H97ZM114 18H115V16H114ZM116 21V20H115ZM84 22V21H83ZM92 22V23H91ZM96 22V23H95ZM113 22H114V20H113ZM96 24V25H94V24ZM115 23V22H114ZM76 25H79V27H82V26H86L85 24H83L82 23V21H80L78 24H76ZM114 27V26H113ZM99 28V29H98ZM101 29H102V31H101ZM81 36V35H80ZM79 36V37H80ZM83 37H87V36H85V35H82ZM81 36V37H82ZM102 37L104 38V39H102ZM90 40V39H89ZM94 40H97V39H94ZM46 42V41H45ZM45 42H43V43H45ZM40 46V47H39ZM66 46H68V47H70V45L68 44H66V45H63V46H61V47H63L64 49H65V47ZM84 47H86V46H88L86 43H84V45H83ZM36 47H39V50L37 51V53H36V55H35V57H34V59L36 60V59H40V58H42L41 59V61L37 64L38 66L39 65H41L42 63H43V61L45 60V59H47V58H45V52H44V49L43 48H45V46H44V44H42V43H39V44H37L36 45ZM64 49L63 50H61L62 52H56V51H52V53L51 54H49L50 56H52V59H54L55 60V58H57V55L58 54H60V57L62 56L63 58H65L66 59V57H68V58H71V53H65L66 51H64ZM69 50V48L67 49V51ZM70 51V50H69ZM55 57V58H54ZM107 57V56H106ZM106 69H104V71H105ZM108 85H111V84H108ZM44 85H42L41 87H43ZM83 86V85H82ZM86 86V85H85ZM49 90H51L50 88H49Z\"/></svg>",
	"mask_w": 264,
	"mask_h": 264
}]
</instances>
